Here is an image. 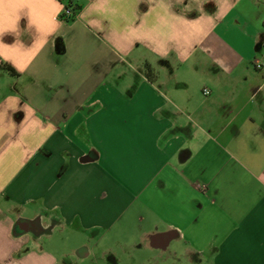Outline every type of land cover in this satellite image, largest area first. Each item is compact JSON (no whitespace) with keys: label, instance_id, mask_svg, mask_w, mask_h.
<instances>
[{"label":"crops","instance_id":"0c3cea01","mask_svg":"<svg viewBox=\"0 0 264 264\" xmlns=\"http://www.w3.org/2000/svg\"><path fill=\"white\" fill-rule=\"evenodd\" d=\"M75 1L0 0V264H264V0Z\"/></svg>","mask_w":264,"mask_h":264},{"label":"trees","instance_id":"16d2710c","mask_svg":"<svg viewBox=\"0 0 264 264\" xmlns=\"http://www.w3.org/2000/svg\"><path fill=\"white\" fill-rule=\"evenodd\" d=\"M81 11H82V5L81 4H79L75 0H67L66 5H65V11H64L63 15L61 16V19H63L64 21H67V22L73 21L77 18V16L80 14ZM1 67L5 68L11 72H15L13 67H11L8 64L1 65ZM146 69H149L148 65H146Z\"/></svg>","mask_w":264,"mask_h":264},{"label":"clouds","instance_id":"9594fccd","mask_svg":"<svg viewBox=\"0 0 264 264\" xmlns=\"http://www.w3.org/2000/svg\"><path fill=\"white\" fill-rule=\"evenodd\" d=\"M169 27L167 20L166 19H162L158 25V28L161 31V34L163 35H168L169 33L167 32V28Z\"/></svg>","mask_w":264,"mask_h":264},{"label":"rangeland","instance_id":"374dc122","mask_svg":"<svg viewBox=\"0 0 264 264\" xmlns=\"http://www.w3.org/2000/svg\"><path fill=\"white\" fill-rule=\"evenodd\" d=\"M147 257H151V258H148L149 259V264H157V261L155 257H152L153 256V252H147ZM161 261V260H160ZM110 264H116L114 260H112L110 262Z\"/></svg>","mask_w":264,"mask_h":264},{"label":"built area","instance_id":"2783aa9c","mask_svg":"<svg viewBox=\"0 0 264 264\" xmlns=\"http://www.w3.org/2000/svg\"><path fill=\"white\" fill-rule=\"evenodd\" d=\"M258 67H261V64H258ZM204 94H207V95L210 94V90L209 89H205L204 90Z\"/></svg>","mask_w":264,"mask_h":264}]
</instances>
